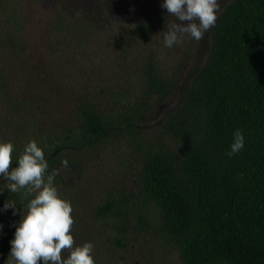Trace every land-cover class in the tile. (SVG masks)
Wrapping results in <instances>:
<instances>
[{
  "label": "trees",
  "instance_id": "obj_1",
  "mask_svg": "<svg viewBox=\"0 0 264 264\" xmlns=\"http://www.w3.org/2000/svg\"><path fill=\"white\" fill-rule=\"evenodd\" d=\"M115 1L125 16L109 21L107 0H58L34 39L12 1L0 0L9 170L35 140L48 172L58 170L54 185L70 215L81 204L90 220L83 242L103 234L114 260L127 259L130 242L172 249L182 264H264V0H226L201 39L204 57L190 37L163 46L175 17L161 0ZM172 51L183 55L172 62ZM236 129L244 147L229 157ZM112 164L131 179L117 174L108 188L100 170ZM84 181L98 182L97 202L81 193ZM7 199L17 206L15 215L0 212L2 259L28 202L5 189L0 207ZM100 252L93 244L95 264L105 261Z\"/></svg>",
  "mask_w": 264,
  "mask_h": 264
},
{
  "label": "clouds",
  "instance_id": "obj_2",
  "mask_svg": "<svg viewBox=\"0 0 264 264\" xmlns=\"http://www.w3.org/2000/svg\"><path fill=\"white\" fill-rule=\"evenodd\" d=\"M160 7L175 17L161 33L165 48L179 46L186 36L201 40L215 26L219 11L217 0H161ZM243 147V131L236 129L227 155L231 157ZM13 150L11 141L0 140V179L5 182L0 193L5 189L20 193L28 198V202L14 225L7 264H95L91 242L74 246L70 234L73 224L71 202L62 198L55 187L58 170L48 172L49 164L43 149L35 140H29L15 158V166L9 170ZM60 163L61 167H68L67 159ZM16 206V201L7 199L0 212L12 209L15 215ZM2 227L0 225V229ZM62 249L69 253L64 259Z\"/></svg>",
  "mask_w": 264,
  "mask_h": 264
},
{
  "label": "rangeland",
  "instance_id": "obj_3",
  "mask_svg": "<svg viewBox=\"0 0 264 264\" xmlns=\"http://www.w3.org/2000/svg\"><path fill=\"white\" fill-rule=\"evenodd\" d=\"M14 4V7L20 11V15L22 16V20L26 25H28L29 29L31 30V34L34 36V39H40V32L39 28H42L43 22L46 19L47 13L55 9L57 6L58 0H11ZM90 0H86V3H88ZM219 4V11L220 13L223 5L226 0H217ZM107 4L111 7V11L113 15L109 19V21H113L119 18H124L125 16V10L123 5H121L119 2L115 0H107ZM96 9V7L94 6ZM187 38V36L185 37ZM198 43V45H197ZM164 47H162L163 49ZM198 53L200 57H204L205 55V45H202L201 40L199 42L196 40L194 42V47L192 49V53ZM178 53L179 55H175L172 62L175 60L180 59V56L183 55L182 51H172L167 55ZM26 54H29V52L26 51ZM166 56V51L163 49V56ZM155 128L151 130V133H153ZM114 160V159H113ZM111 168H114V164L110 165L109 167L102 168L100 170L101 174H106V177H102L103 180L107 182L108 188L112 186L113 182L115 181V177L118 173H112ZM113 174V175H112ZM126 176L127 173L125 171L121 172V174H118V177ZM128 180L131 179L130 176H126ZM101 185L102 182L100 181ZM82 191L81 193L84 194L86 197L87 202H97L102 195H98V182H96L94 185H90L88 182H83L81 184ZM81 212H83L81 204L78 206V210L74 209L73 213V224L70 227V234L73 236L74 239V246L83 244V239L87 235L88 232V223L90 224V220L88 216L83 215ZM151 219L156 221L157 220V213L153 211V209H150ZM72 213V212H71ZM91 225V224H90ZM113 231L107 230L104 233H107L108 235L112 234ZM103 234L100 236H96V238L93 239L94 247L99 248L101 251L100 254L103 255V258H105V261L103 263H99L98 261L96 264H145L144 259H142L139 254L143 252L144 254L149 255L147 260H150L147 264H182L180 262V259L178 258V254L176 251L172 249H157L155 247H151V244H147L146 248H141L139 251V245L137 243H130L128 245V257L125 259V263L122 262L120 259V256L117 254V260H114L110 258L109 256L114 253L113 247L110 243H105ZM83 238V239H82ZM147 238V236H146ZM67 249H62L61 251V257L62 259L66 258L68 255ZM139 257V258H138ZM0 264H7V258L2 259L0 258ZM39 264V262H38Z\"/></svg>",
  "mask_w": 264,
  "mask_h": 264
}]
</instances>
